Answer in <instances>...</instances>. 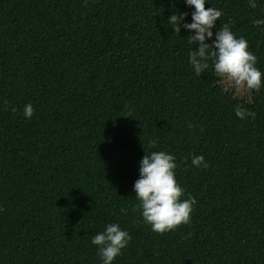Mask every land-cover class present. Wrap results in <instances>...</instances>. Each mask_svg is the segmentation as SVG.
<instances>
[{
	"label": "trees",
	"instance_id": "16d2710c",
	"mask_svg": "<svg viewBox=\"0 0 264 264\" xmlns=\"http://www.w3.org/2000/svg\"><path fill=\"white\" fill-rule=\"evenodd\" d=\"M209 7L264 72V0ZM173 12L191 22L183 0H0V264H100L113 222L131 237L113 264H264V87L222 92L211 61L196 76ZM146 151L196 200L164 234L136 207Z\"/></svg>",
	"mask_w": 264,
	"mask_h": 264
},
{
	"label": "clouds",
	"instance_id": "9594fccd",
	"mask_svg": "<svg viewBox=\"0 0 264 264\" xmlns=\"http://www.w3.org/2000/svg\"><path fill=\"white\" fill-rule=\"evenodd\" d=\"M183 3L191 9V22L186 19L188 12H173L166 23L174 32H180L181 27L188 32L187 44L194 47L189 48L187 60L195 75L205 73L211 61L222 92L229 89L235 94L242 89L260 91L264 87V72L257 67L255 55L248 50V42L243 37H236L227 24L213 32L221 11L214 7L206 9L208 0H183ZM248 6L255 8L256 0H248ZM253 24L264 26V18L255 19ZM12 110L16 111L15 108ZM33 113L32 104H25L24 117L30 119ZM234 113L239 119L251 115L240 105L234 108ZM191 165L208 167L203 155H193ZM176 167V157L167 151H146L139 161V178L133 184L134 197L138 201L136 207L143 223L158 234L188 224L196 204L191 196L182 199L185 190L176 180ZM130 239L128 231L113 222L93 235L91 244L96 246L100 264H113Z\"/></svg>",
	"mask_w": 264,
	"mask_h": 264
}]
</instances>
